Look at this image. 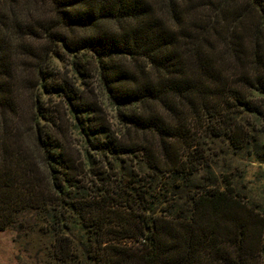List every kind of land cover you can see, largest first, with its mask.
I'll list each match as a JSON object with an SVG mask.
<instances>
[{
	"label": "trees",
	"instance_id": "16d2710c",
	"mask_svg": "<svg viewBox=\"0 0 264 264\" xmlns=\"http://www.w3.org/2000/svg\"><path fill=\"white\" fill-rule=\"evenodd\" d=\"M219 144L264 168V0H0V231L40 214L54 264H264V184L197 176Z\"/></svg>",
	"mask_w": 264,
	"mask_h": 264
},
{
	"label": "rangeland",
	"instance_id": "374dc122",
	"mask_svg": "<svg viewBox=\"0 0 264 264\" xmlns=\"http://www.w3.org/2000/svg\"><path fill=\"white\" fill-rule=\"evenodd\" d=\"M31 59L27 58L26 66L29 68L31 63ZM66 63V62H65ZM65 63H58L57 61L51 63L53 65V73L61 74L63 72H68V66ZM30 78V77H29ZM30 83L34 82V76H31ZM77 84L78 81L75 80ZM80 85V84H79ZM83 88L84 86H80ZM37 95L39 97V101L41 100V105L46 106L51 110H58L59 113H63L64 115L61 117L59 127L60 130H56L55 127L52 128L50 132L58 131L57 137L60 144H64L66 146L67 151L72 154V157H75V160L81 163L83 162V154L84 148L82 147V142L79 134L74 129L72 125V121L69 116L66 115V111L63 108V103H61V99L55 96H42L38 91H31L26 93H21L19 98V104L21 105L25 118L23 119V124L29 118V110L32 107V102L34 100V96ZM103 103H101L103 113L108 118L109 121L113 124L114 130H119L122 132L121 128H119L116 120L114 119V112L112 109L106 104L103 98H101ZM31 106V107H30ZM62 106V109L60 108ZM52 112V111H50ZM48 130H50L48 128ZM221 145H216L213 151V148H209L208 151H205L204 156L207 160L213 155L217 154L216 162L218 166H211L210 172L204 173V171H199L197 176L205 177L209 176V178H214L216 180L220 179V170L219 167L222 164L225 168H228V173L238 175L244 174V181L246 187L255 188L264 184V168L259 167L257 164L248 162L246 160L239 161L236 157L231 154L230 151H227L225 154H222L219 150ZM94 163L91 168L93 171L101 170L106 171L104 164H97L100 161L97 157H94ZM125 165L128 163L125 161ZM130 166H134L133 162L129 163ZM88 180L94 181V177H86ZM85 178V179H86ZM254 192V191H253ZM42 225L40 214L34 211L24 212L17 217L16 222L5 229L4 231H0V264H54L50 258L49 254V240L50 238L45 235L40 229ZM132 243V242H130ZM129 244V243H128Z\"/></svg>",
	"mask_w": 264,
	"mask_h": 264
}]
</instances>
